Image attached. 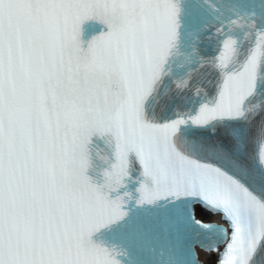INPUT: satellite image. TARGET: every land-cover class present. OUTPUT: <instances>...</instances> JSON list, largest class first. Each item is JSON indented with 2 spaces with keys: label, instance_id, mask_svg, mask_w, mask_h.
<instances>
[{
  "label": "snow or ice",
  "instance_id": "6c2138e0",
  "mask_svg": "<svg viewBox=\"0 0 264 264\" xmlns=\"http://www.w3.org/2000/svg\"><path fill=\"white\" fill-rule=\"evenodd\" d=\"M0 264H264V0H0Z\"/></svg>",
  "mask_w": 264,
  "mask_h": 264
}]
</instances>
